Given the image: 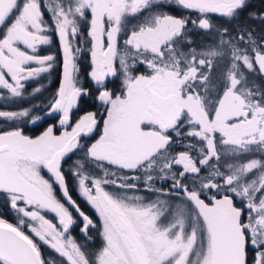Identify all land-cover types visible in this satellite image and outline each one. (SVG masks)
<instances>
[{
    "label": "snow or ice",
    "instance_id": "snow-or-ice-1",
    "mask_svg": "<svg viewBox=\"0 0 264 264\" xmlns=\"http://www.w3.org/2000/svg\"><path fill=\"white\" fill-rule=\"evenodd\" d=\"M255 9L250 0H0V99L42 93L28 82L54 68V54H39L53 35L63 55L46 103L0 110V206L16 219L0 218V264H264V87L248 78H264V35L247 23H264ZM196 33L209 42L193 46ZM82 99L103 108L100 118L89 111L73 123ZM48 120L39 135L24 133ZM77 152L69 174L96 220L62 170ZM74 225L89 241L95 229L101 246L78 243Z\"/></svg>",
    "mask_w": 264,
    "mask_h": 264
},
{
    "label": "trees",
    "instance_id": "trees-1",
    "mask_svg": "<svg viewBox=\"0 0 264 264\" xmlns=\"http://www.w3.org/2000/svg\"><path fill=\"white\" fill-rule=\"evenodd\" d=\"M251 3L256 5V11H259L261 9H264V0H250ZM175 15H179L180 13H173ZM145 14H139V17H137V20H131L128 21V27L131 28L132 26H135L136 24L140 23L143 20ZM194 18V17H193ZM213 23L217 26L222 25L225 23L224 19L221 17H213ZM249 26L255 30V33L257 36L264 35V23H261L259 20L254 21H247ZM201 35H193V46H201L204 44H207L209 41L203 39L202 41L199 40ZM205 36V35H203ZM202 36V37H203ZM54 43L50 46H39V54L40 55H48V54H54L56 57V63L54 65V68L49 73H44L40 78H37V80L29 81L28 82V92L32 91V88L37 87L39 85H43L44 90L41 94H39L35 99L28 96L27 93L25 94V97L23 100L20 98H14L9 100L0 99V110H18L22 107H28L30 104H36V103H46L47 100L53 95L56 90L59 88L60 80H61V67L63 62V55H62V49L59 44L58 38L53 35L52 37ZM90 46V45H89ZM81 47H85L84 45H81ZM90 57L88 55H82L77 59V65L80 69L78 73V78L83 83L87 78V73L90 71ZM264 86V83H261ZM110 87L118 89L120 87L119 80L113 85H110ZM6 95V93H5ZM97 112L98 118L99 113L103 112V108L99 106L98 103L93 102L92 100H86L82 99L79 104L78 109H74L72 114V121L75 123L76 120H78L81 116L86 114L87 112ZM19 123V122H17ZM52 120L45 121L44 123L40 124L39 127H35L31 124L28 125H22L24 129V133L29 136H36L39 135L46 127H48L50 124H52ZM8 125L0 124V129L7 128ZM102 129V122L100 125H98V131L94 134V137L91 138V140H88V143L94 142L97 136L100 134V130ZM85 142L82 140V143ZM82 153L77 152L75 155L72 156V159L66 160L62 164V170L64 171L67 179L68 187L71 191V194L73 196V199L77 201V203L80 205L81 209L89 215L93 220H96L94 214L92 213V210L90 209L89 205L82 200V197H80L75 189V180L74 178L69 174V169L72 167L74 161L80 156ZM256 155V154H255ZM91 171V169H89ZM150 194V193H145ZM57 196H60L59 190H57ZM0 205H2V201H0ZM75 215V213H74ZM53 215L48 214L46 218L52 219ZM0 218L6 219L10 223H16L15 214L10 212L9 210L5 209L4 207L0 206ZM55 222V221H54ZM71 234L76 238L77 242L85 245V247L91 252L97 250L101 246V240L98 236L96 230H90L89 235L92 237V239L86 240L80 233L79 226H73L71 229ZM42 251L47 254V249L44 248Z\"/></svg>",
    "mask_w": 264,
    "mask_h": 264
},
{
    "label": "rangeland",
    "instance_id": "rangeland-1",
    "mask_svg": "<svg viewBox=\"0 0 264 264\" xmlns=\"http://www.w3.org/2000/svg\"><path fill=\"white\" fill-rule=\"evenodd\" d=\"M206 40H208V38H207ZM208 41H209V40H208ZM219 71H220L219 68H217V69L214 70V78H215V75H218V74H219ZM248 78H249V81L252 82L253 84L264 87V86L261 84V83H264V78H261L258 74H249ZM73 111H74V110H73ZM69 130H70V129H69ZM101 130H102V129H101ZM97 131H98V130H97ZM97 131H96L95 133H97ZM95 133H94V134H95ZM56 134H57V135L60 134L59 131H57ZM94 134L92 135V137H94ZM98 137H99V136H97L96 139H97ZM255 154H256V155H255ZM261 155H262V154H260V153H254V154H252L251 156L244 157L243 159H248V158H253V157H254V158H260ZM142 194L148 196L149 198H152L151 194H145V193H142ZM82 200L85 201L83 198H82ZM89 207H90V205H89ZM90 209L92 210V213L94 214V209H92L91 207H90ZM49 214H52V213H49ZM52 215H54V214H52ZM94 216H95V214H94ZM95 218L97 219L96 216H95ZM94 230H95V229H94Z\"/></svg>",
    "mask_w": 264,
    "mask_h": 264
},
{
    "label": "flooded vegetation",
    "instance_id": "flooded-vegetation-1",
    "mask_svg": "<svg viewBox=\"0 0 264 264\" xmlns=\"http://www.w3.org/2000/svg\"><path fill=\"white\" fill-rule=\"evenodd\" d=\"M137 17H139V15H137L135 18H129V19H131V20H137V19H136ZM216 17H218V16H216ZM190 31H191V26H190ZM196 35H201V34L196 33ZM202 36H203V35H201L200 38H199L200 41H202L203 39H205V40L207 39L206 36H203V37H202ZM192 39H193V37H192Z\"/></svg>",
    "mask_w": 264,
    "mask_h": 264
},
{
    "label": "water",
    "instance_id": "water-1",
    "mask_svg": "<svg viewBox=\"0 0 264 264\" xmlns=\"http://www.w3.org/2000/svg\"><path fill=\"white\" fill-rule=\"evenodd\" d=\"M62 77H63V62H62V67H61V80H62ZM61 80H60V82H61ZM64 163V162H63ZM62 163V164H63Z\"/></svg>",
    "mask_w": 264,
    "mask_h": 264
}]
</instances>
